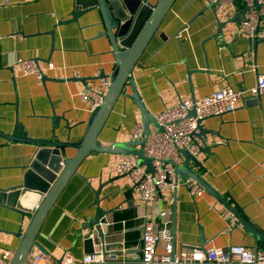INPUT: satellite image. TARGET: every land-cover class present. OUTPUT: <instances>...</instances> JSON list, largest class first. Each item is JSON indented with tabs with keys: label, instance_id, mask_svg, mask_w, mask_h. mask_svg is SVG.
Returning <instances> with one entry per match:
<instances>
[{
	"label": "crops",
	"instance_id": "0c3cea01",
	"mask_svg": "<svg viewBox=\"0 0 264 264\" xmlns=\"http://www.w3.org/2000/svg\"><path fill=\"white\" fill-rule=\"evenodd\" d=\"M208 3L174 0L138 56L131 77L150 114L183 99L199 100L215 90L248 88L264 74V39H248L238 30L240 14L228 21L238 14L225 19L230 7L219 14ZM74 12V0H0V190L22 184L36 151L34 144L6 136L78 141L91 114L79 93L95 89L116 66L99 10L95 7L72 19ZM218 21L225 23L221 33ZM20 58L34 59L41 67L51 63L53 68L44 69L45 79L39 84L33 75H22L15 63ZM131 93L126 83L98 133L100 144L132 140L133 126L142 119ZM201 127L214 133H206L205 139L194 136L200 147L195 156L201 163L194 171L264 231V94H246L232 111L203 119ZM73 153L74 149H66V156ZM120 155L92 152L59 192L36 237L43 250L34 249L50 255L51 264H59L65 254L78 264L83 255L101 251L98 238L93 237L92 244L84 240L87 231L82 226L95 211L92 188L110 178L116 179L100 193V207L108 211L102 228L110 233L105 243H119L121 253L103 254V263L90 264H139L144 216L154 214L157 206H145L130 177L117 174ZM77 174L87 178L91 187ZM172 195L169 189L161 190L157 205L171 209L175 250L182 246L264 248L245 226L225 230L221 213L226 208L208 191L195 196L179 186L173 203ZM3 198L0 264L4 252L13 254L17 248V235L28 226L37 202L34 192Z\"/></svg>",
	"mask_w": 264,
	"mask_h": 264
},
{
	"label": "built area",
	"instance_id": "2783aa9c",
	"mask_svg": "<svg viewBox=\"0 0 264 264\" xmlns=\"http://www.w3.org/2000/svg\"><path fill=\"white\" fill-rule=\"evenodd\" d=\"M214 2L215 12L221 14L224 7L230 11L224 18L240 14L239 33L248 39H264V0H209ZM22 75H33L39 84L43 83L44 69L53 68L51 63L41 67L34 59H17ZM61 79H64L61 77ZM110 79L103 77L99 85L91 90H83L80 98L87 103L92 112L102 101L110 85ZM252 97L264 94V74L257 76L254 85L248 88H223L215 90L199 100L183 99L167 107L153 117L161 129L152 126L147 135L143 133L142 123H136L132 129V140L145 139L143 154L150 159L152 172L146 171L138 163L134 154H121L115 167L118 175H128L133 189L147 207L157 206L154 214L144 216L139 238V264H264V248H247L231 245L227 248L182 246L175 250L171 228V209L158 206L159 194L163 189L173 192L170 202L175 200V192L184 186L192 195L200 196L204 187L195 179L187 177L179 180L174 167L182 162L181 150L195 156L200 147L194 136L198 120L221 116L234 109L246 95ZM194 109V115L189 112ZM62 164V163H61ZM226 221V231L243 226L237 216L228 209L221 213ZM161 248V251H158ZM12 254L4 252L1 264H8ZM52 257L41 251L32 250L22 264H51ZM101 251H92L82 256L78 264L103 263ZM59 264H77L70 254H65Z\"/></svg>",
	"mask_w": 264,
	"mask_h": 264
},
{
	"label": "water",
	"instance_id": "95a60500",
	"mask_svg": "<svg viewBox=\"0 0 264 264\" xmlns=\"http://www.w3.org/2000/svg\"><path fill=\"white\" fill-rule=\"evenodd\" d=\"M173 1L157 0L156 4H152L148 0H74L76 12L73 13L72 19H77L83 12H87L92 8L96 7L99 10L105 26L103 33L110 41L116 66L109 77L110 85L107 92L101 103L91 112L86 131L78 141L62 142L53 139H33L28 138L25 134L6 136L11 141L32 143L36 146V151L27 165L22 184L13 188L1 189V201L4 200L3 196L7 198L18 195L25 196L28 192H34L37 196L31 220L24 232L17 235L20 237V241L8 264H22L32 250L35 248L43 250L36 237L45 215L79 164L92 152L134 154L138 158V163L144 165L146 171L152 172L150 159L144 156L142 150L145 139L129 140L124 143H114L110 146H105L98 142L97 136L117 96L126 83L130 85L132 90L130 97L140 110L143 133L147 135L151 126L161 129L153 115L144 107L140 96L137 94L131 77V70ZM214 6V2H209L207 7L214 11ZM79 7L80 10H78ZM238 16L239 14L228 21L236 20ZM239 18L241 19V15ZM224 24V22L218 21L219 33L222 32ZM178 33L179 31L176 36ZM44 79L45 77L43 76L42 80ZM189 115H194V109L189 112ZM53 119L57 120L58 118L53 116ZM201 122L202 120L197 122L198 126L195 135L205 139L206 133L214 132L212 130H204L201 127ZM68 148L74 149L73 155L69 157L66 156V149ZM181 154L183 156L182 163L174 167L177 177L195 179L206 191L220 201L226 209L234 213L238 221L250 230L258 242L264 243V231L250 224L226 202L222 194L207 182L202 174L194 171L197 168H201V163L197 157L189 154L186 150H181ZM79 177L86 185L91 187L87 178L81 175ZM115 179L110 178L107 182H100L96 189L92 188L94 193L92 206H94L95 211L82 226L87 231L84 235V240L92 244V238H98L101 252L104 255L109 253L111 256L121 253L119 249L117 250L120 244L105 243L104 241L105 237L109 236L110 233H105L102 228L107 223L105 216L108 211L100 207V193L105 185Z\"/></svg>",
	"mask_w": 264,
	"mask_h": 264
}]
</instances>
